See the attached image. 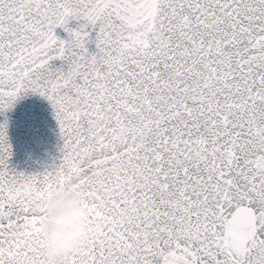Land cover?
Returning a JSON list of instances; mask_svg holds the SVG:
<instances>
[{"label": "snow or ice", "instance_id": "snow-or-ice-1", "mask_svg": "<svg viewBox=\"0 0 264 264\" xmlns=\"http://www.w3.org/2000/svg\"><path fill=\"white\" fill-rule=\"evenodd\" d=\"M29 94L60 154L11 169L0 123V264H49L64 188L89 229L61 264H264V0H0V114Z\"/></svg>", "mask_w": 264, "mask_h": 264}, {"label": "water", "instance_id": "water-1", "mask_svg": "<svg viewBox=\"0 0 264 264\" xmlns=\"http://www.w3.org/2000/svg\"><path fill=\"white\" fill-rule=\"evenodd\" d=\"M57 35L65 37L59 29ZM5 119L11 145L8 161L11 169L33 174L58 163L61 140L52 109L44 98L33 94L24 96L10 111L0 114V123Z\"/></svg>", "mask_w": 264, "mask_h": 264}, {"label": "clouds", "instance_id": "clouds-1", "mask_svg": "<svg viewBox=\"0 0 264 264\" xmlns=\"http://www.w3.org/2000/svg\"><path fill=\"white\" fill-rule=\"evenodd\" d=\"M88 219V210L78 192L64 188L48 198L42 227L44 255L49 264H61L65 255L80 248L88 236Z\"/></svg>", "mask_w": 264, "mask_h": 264}]
</instances>
